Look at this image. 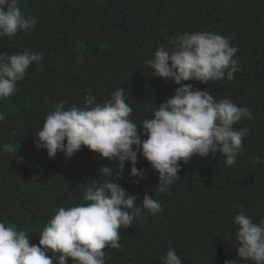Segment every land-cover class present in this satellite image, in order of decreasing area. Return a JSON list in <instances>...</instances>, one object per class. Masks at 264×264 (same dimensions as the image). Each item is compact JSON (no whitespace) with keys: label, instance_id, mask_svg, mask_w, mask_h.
Segmentation results:
<instances>
[{"label":"trees","instance_id":"obj_1","mask_svg":"<svg viewBox=\"0 0 264 264\" xmlns=\"http://www.w3.org/2000/svg\"><path fill=\"white\" fill-rule=\"evenodd\" d=\"M17 6L23 15L37 17L38 24L28 33L0 38V52L29 50L44 59L29 66L17 83L18 92L0 100L5 116L0 121V221L24 230L30 245L38 244L54 210L83 202L84 183L100 166L119 171L115 162L83 146L67 161L62 153L49 158L46 150L35 147V133L58 100H66L67 108L81 105L91 94L103 104L124 87L132 108L129 118L139 125L179 87L153 77L145 60L170 37L214 32L238 47L240 70L231 81L183 83L252 112V120L234 125L249 129L242 154L229 167L218 153L180 162V180L166 194L158 192L159 174L145 158L138 155L136 167L146 173L139 184L132 183L126 163L121 186L139 197L137 204L147 192L163 210L156 215L145 210L142 220L122 227V247L105 248V264H162L169 248L182 264L237 259L233 217L240 211L257 223L264 217V0H17ZM7 144L23 163L13 159ZM258 156L261 163H254ZM67 264H73L71 258Z\"/></svg>","mask_w":264,"mask_h":264},{"label":"clouds","instance_id":"obj_2","mask_svg":"<svg viewBox=\"0 0 264 264\" xmlns=\"http://www.w3.org/2000/svg\"><path fill=\"white\" fill-rule=\"evenodd\" d=\"M37 24V17L21 13L17 0H0V38L28 33ZM237 52L238 47L230 43L229 37L207 31H185L170 37L168 44L159 45L145 64L153 77L170 80L179 87L154 106L151 118L139 125L129 118L132 108L125 100L124 87L111 93L103 104L91 94L84 96L81 105L67 108L66 100H58L35 133V147L46 150L49 158L62 153L67 161L83 146L110 164L115 162L119 171L110 165L100 166L98 174L84 183L83 202L54 210L38 235V244L30 245L31 238L24 230L0 221V264H67L70 258L73 264H105L104 249L122 247V227L142 220L145 210L151 215L163 210L162 203L147 192L137 204L139 197L119 183L126 163L130 165L129 177L134 178L132 183L139 184L145 178V170L136 167L138 155L158 172L156 186L162 194L180 180V162L188 163L193 156L215 157L218 153L224 157L225 167L234 165L249 132L246 126L237 129L234 125L245 118L252 120V112L227 98L217 101L208 89H195L191 83L183 82L233 80L240 70ZM43 59L29 50L0 52V100L18 92L17 83L26 76L29 66L39 65ZM4 119L0 113V121ZM4 148L13 153L18 164L24 162L12 144ZM254 163H261V158L256 157ZM233 228L237 259L224 264H264V217L257 223L240 211L233 217ZM162 264H182V259L169 248Z\"/></svg>","mask_w":264,"mask_h":264}]
</instances>
